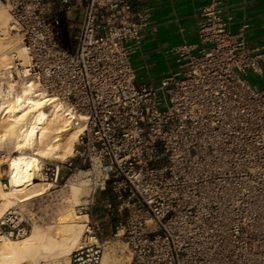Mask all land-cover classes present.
<instances>
[{"label": "built area", "instance_id": "obj_1", "mask_svg": "<svg viewBox=\"0 0 264 264\" xmlns=\"http://www.w3.org/2000/svg\"><path fill=\"white\" fill-rule=\"evenodd\" d=\"M0 3L26 55L10 53L0 91L25 86L83 124L71 153L41 170L56 183L66 168L105 193L79 206L68 264H101L110 240L126 264H264V87L248 80L264 74V44L229 29L220 0L201 8L202 46H175V68L141 82L131 55L147 14L132 0ZM33 220L6 208L0 239Z\"/></svg>", "mask_w": 264, "mask_h": 264}, {"label": "bare ground", "instance_id": "obj_2", "mask_svg": "<svg viewBox=\"0 0 264 264\" xmlns=\"http://www.w3.org/2000/svg\"><path fill=\"white\" fill-rule=\"evenodd\" d=\"M6 21V12L0 7V25H6ZM16 48L13 39L0 38V65L3 69L11 67V55L8 54ZM15 51L19 58L26 57L20 47ZM33 92L24 86L15 93L10 90L7 93L1 92L5 97L1 98L0 94V165H7L8 182L7 189H3L0 182V213L12 205H28L30 200L49 191L52 183L43 182L39 178L43 160L49 157L61 160L68 156L83 128L79 121L69 124L68 117L61 112L57 102L45 109V99ZM10 149L17 153L10 154ZM65 181L67 193L63 194L66 196L61 194L63 199L60 198L58 213L54 209L58 221V231L56 228L55 231L58 233L53 232L54 227L49 223H43L40 219V223L35 221L37 219L33 220L31 230L23 237L0 239V264H66L69 253L78 246L84 230L86 215L76 214L74 206L79 202V195L86 191L81 189L83 182L80 179L73 181L67 178ZM103 258L105 262L106 256Z\"/></svg>", "mask_w": 264, "mask_h": 264}, {"label": "crops", "instance_id": "obj_3", "mask_svg": "<svg viewBox=\"0 0 264 264\" xmlns=\"http://www.w3.org/2000/svg\"><path fill=\"white\" fill-rule=\"evenodd\" d=\"M210 0H132L134 11L146 12L147 19L140 30L141 43L131 55L139 76L156 70L155 66L176 64L172 49L187 43L202 46L197 35L201 8ZM226 25L232 32L241 31L250 47L264 44V0H220ZM161 68V67H158ZM168 70L166 72H168ZM164 72V71H162ZM264 87V74L261 78ZM257 85V84H256Z\"/></svg>", "mask_w": 264, "mask_h": 264}, {"label": "rangeland", "instance_id": "obj_4", "mask_svg": "<svg viewBox=\"0 0 264 264\" xmlns=\"http://www.w3.org/2000/svg\"><path fill=\"white\" fill-rule=\"evenodd\" d=\"M0 7L2 8V9H4L5 10V8L3 7V5L0 3ZM5 12H6V10H5ZM6 15H7V21H6V25L4 24V25H0V38L1 39H13L14 41H15V45H17V48H19L20 47V40H19V37H18V35H16V34H13V33H9L8 31H5V27L8 25L7 23L9 22V15L7 14V12H6ZM69 41V40H68ZM67 43V45H69V42H66ZM16 48V49H17ZM15 49V50H16ZM14 50V51H15ZM15 52H17V51H15ZM10 53L11 52H9V54L8 55H10ZM132 62H133V59L131 60ZM133 64V63H132ZM158 67H161V68H158ZM170 66H168V65H157L156 64V66H155V68H156V70L153 72H150L149 74L148 73H146V72H143V74H140V76L138 75L139 74V72H138V70L136 71V74H137V82H141V81H150V80H152V81H156V80H158L160 77H162L164 74H166L167 72V70H168V68H169ZM1 68H3V67H1V65H0V69ZM162 71H164V72H162ZM169 71V70H168ZM248 80H249V82L250 83H254V84H257L258 86H261V84H262V82H261V79H259L258 77H255V76H253V75H250V76H248ZM9 152H11L10 154H16L17 152H12V149H10L9 150ZM47 159H52V157H49V158H47ZM59 160V159H58ZM61 160H63V159H61ZM45 161V159L43 160V162ZM43 162H42V165H43ZM54 162V161H53ZM6 172H7V165L6 164H2V165H0V182H1V185H2V188L3 189H7L8 188V182H7V178H6ZM41 176L39 177V178H41L42 179V181L43 182H50V183H52V186H51V188L49 189V191H47V193H45V194H43L42 196H40V197H38V198H35V199H32V200H30L29 202H28V205H27V203L26 204H22L21 206H23L25 209L27 208V206H28V208L26 209V212L28 211L29 212V214L30 215H32L33 216V219L35 220V219H37V220H35L36 222H38V223H40V221H39V219L41 220V222H43V223H49L50 225H52L54 228H53V232L54 233H56L58 230H57V227H56V225H57V222L58 221H56V219H57V213H58V211H59V207H60V205H61V200L63 199V197L64 196H66V194L65 193H67V191H66V187L65 186H67V184H66V179L67 178H70L71 180H73V181H78L79 179L80 180H82V182L84 183H82V186H81V189H83V191H86V192H83V193H81L80 195H79V202H78V204H76L75 206H74V210H75V212H76V214H78V215H82V214H80V208H79V206L80 205H86V204H88V203H90V202H93V204L95 203V204H98V203H100L101 202V199L103 198V196H104V192H96L95 194H91L90 192H89V190H88V188H87V186L85 185V182H84V180H83V178H82V176L80 175V174H76V173H72V172H70L69 170H67L66 168H62L61 169V171H60V173H59V175H58V178H57V182L55 183L54 181H53V179L51 178V176H50V174L49 173H47V174H45L44 173V171H43V169L41 170ZM79 175V176H78ZM75 178H76V180H75ZM44 179V180H43ZM65 181V182H64ZM4 182H5V186H4ZM63 185H64V187H63ZM64 188V191H63V188ZM60 190H59V189ZM59 191H57V190ZM52 190V191H51ZM62 191V192H61ZM50 192V193H49ZM63 192H65L64 194H63ZM55 193L56 194H60V195H56V197H55ZM54 196H53V195ZM61 194H63V197L61 196ZM47 195V196H46ZM50 195V196H49ZM53 196V198H52V196ZM45 197V198H44ZM51 197V198H50ZM56 199H55V198ZM46 198L48 199V200H46ZM51 200H50V199ZM60 198H61V200H60ZM45 200V201H44ZM58 200V201H57ZM43 201V202H42ZM51 201V202H50ZM53 201V202H52ZM31 202V203H30ZM34 202H36V203H34ZM46 202V203H45ZM33 203V204H32ZM47 203H49L48 204V206H47ZM55 203H57L58 205H56ZM60 203V204H59ZM31 204H32V206H31ZM36 204L38 205V206H36ZM42 206H41V205ZM46 206H45V205ZM52 204V205H51ZM46 207L45 209H44V207ZM51 206V207H50ZM39 207V208H38ZM40 207H41V209H40ZM29 208H31V209H29ZM58 208V209H57ZM38 209V210H37ZM57 211V213H56V211ZM5 210V209H4ZM4 210H2L1 211V213L4 211ZM46 210V211H45ZM53 210V211H52ZM35 211H37V212H39V213H36ZM54 211H55V213H54ZM83 213H84V210H81ZM35 212V213H34ZM43 212V213H42ZM45 212V213H44ZM0 213V214H1ZM34 213V214H33ZM46 213H47V215H46ZM54 213V214H53ZM39 214V215H38ZM35 217V218H34ZM55 218V219H54ZM51 219H52V221H51ZM56 221V222H55ZM53 222V223H52ZM55 222V223H54ZM54 224V225H53ZM55 228H56V230L57 231H55ZM58 233V232H57ZM56 233V234H57ZM106 256V261L105 262H103V260H104V258H103V256ZM102 261H101V264H126L123 260H124V258H121L119 255H118V253L116 252V250L114 249V242L112 241V240H110L109 241V243H108V246H107V248L104 250V252H103V255H102ZM67 262H68V257H67ZM66 262V264H68ZM47 264V263H46ZM48 264H52V262L51 263H48ZM64 264H65V262H64Z\"/></svg>", "mask_w": 264, "mask_h": 264}, {"label": "trees", "instance_id": "obj_5", "mask_svg": "<svg viewBox=\"0 0 264 264\" xmlns=\"http://www.w3.org/2000/svg\"><path fill=\"white\" fill-rule=\"evenodd\" d=\"M66 37V35H64V38Z\"/></svg>", "mask_w": 264, "mask_h": 264}]
</instances>
